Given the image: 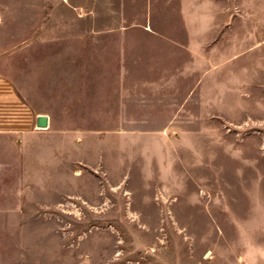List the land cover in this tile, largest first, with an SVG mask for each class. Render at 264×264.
I'll return each mask as SVG.
<instances>
[{"label": "rangeland", "instance_id": "obj_1", "mask_svg": "<svg viewBox=\"0 0 264 264\" xmlns=\"http://www.w3.org/2000/svg\"><path fill=\"white\" fill-rule=\"evenodd\" d=\"M0 70V264H264V0H0Z\"/></svg>", "mask_w": 264, "mask_h": 264}, {"label": "crops", "instance_id": "obj_2", "mask_svg": "<svg viewBox=\"0 0 264 264\" xmlns=\"http://www.w3.org/2000/svg\"><path fill=\"white\" fill-rule=\"evenodd\" d=\"M40 113L21 96L11 79L0 70V133L22 136L37 132L41 128L36 126Z\"/></svg>", "mask_w": 264, "mask_h": 264}, {"label": "water", "instance_id": "obj_3", "mask_svg": "<svg viewBox=\"0 0 264 264\" xmlns=\"http://www.w3.org/2000/svg\"><path fill=\"white\" fill-rule=\"evenodd\" d=\"M48 124L47 122V116L44 114H40L37 116V120H36V126L37 127H46Z\"/></svg>", "mask_w": 264, "mask_h": 264}]
</instances>
